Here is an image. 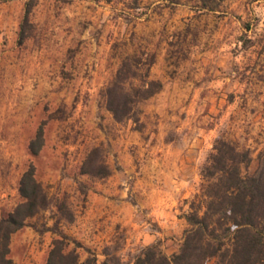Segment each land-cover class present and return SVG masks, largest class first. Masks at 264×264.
I'll return each mask as SVG.
<instances>
[{
	"label": "rangeland",
	"instance_id": "374dc122",
	"mask_svg": "<svg viewBox=\"0 0 264 264\" xmlns=\"http://www.w3.org/2000/svg\"><path fill=\"white\" fill-rule=\"evenodd\" d=\"M197 4L0 0V217L21 200L19 179L30 164L50 200L12 234L11 264H42L55 238L81 260L107 254L112 264H133L149 244L171 255L188 227L182 195L199 191L214 140L248 148L244 171L255 170L264 150V0ZM151 54L160 91L135 117L115 121L107 83L124 56L144 67ZM93 148L106 176L81 172Z\"/></svg>",
	"mask_w": 264,
	"mask_h": 264
},
{
	"label": "trees",
	"instance_id": "16d2710c",
	"mask_svg": "<svg viewBox=\"0 0 264 264\" xmlns=\"http://www.w3.org/2000/svg\"><path fill=\"white\" fill-rule=\"evenodd\" d=\"M198 1L197 9L214 10L222 0ZM29 9L27 5L19 32L21 41L27 37ZM141 61L135 55L124 56L104 89L105 107L117 122L135 117L137 105L162 87L160 80L150 77L153 54L145 58L144 67ZM42 143L40 127L29 142L30 151L37 154ZM249 161L248 148L218 136L201 167L200 189L188 201V227L177 251L167 255L157 244H149L134 256L133 264H264V150L259 152L257 167L250 173L244 171ZM81 172L98 177L109 173L97 148L87 153ZM18 193L21 200L0 217V264L12 263V234L28 225V219L50 202L35 177L33 164L21 174ZM42 264L112 262L107 254L100 261L92 254L81 260L74 248H67L64 238H55Z\"/></svg>",
	"mask_w": 264,
	"mask_h": 264
},
{
	"label": "crops",
	"instance_id": "0c3cea01",
	"mask_svg": "<svg viewBox=\"0 0 264 264\" xmlns=\"http://www.w3.org/2000/svg\"><path fill=\"white\" fill-rule=\"evenodd\" d=\"M189 195H190V192H189V190H187V191H185V192L183 193L182 198H184L186 201H189L190 199L187 198ZM159 207H160V208H161V207L163 208L162 205H160ZM153 213H155V214L157 215V217H158L159 214H158L156 208L153 209ZM186 225H188V223H186Z\"/></svg>",
	"mask_w": 264,
	"mask_h": 264
}]
</instances>
